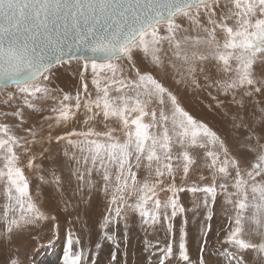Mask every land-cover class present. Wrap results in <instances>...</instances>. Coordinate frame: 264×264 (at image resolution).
<instances>
[{
  "label": "snow or ice",
  "instance_id": "6c2138e0",
  "mask_svg": "<svg viewBox=\"0 0 264 264\" xmlns=\"http://www.w3.org/2000/svg\"><path fill=\"white\" fill-rule=\"evenodd\" d=\"M73 61L81 86L69 95L54 82L56 70ZM258 61L264 64V0H0V104L14 109L0 111V120L18 121L0 122V197L5 201L0 220L8 238L55 219L37 206L20 166L22 151L28 154L29 169L42 168L35 161L38 156L47 159L48 149L34 128L23 127L24 111L17 103L22 100L23 106L40 112L34 102L54 100L57 125L83 110L86 130L49 134L47 141L66 140L74 150L71 156L65 150L64 156L81 187L91 188L93 174L100 176L109 197L104 229L126 220L130 212L145 227L162 225L169 243L159 249L158 264H165L173 256V221L185 212L179 203L185 187L176 184V176L182 173L183 180L189 175L197 166L192 150L200 149L211 183L187 190L204 194L203 207L211 220L210 203H215L219 187L234 212L226 239L233 257L254 250L264 264V128L256 134L244 116L235 114L233 129H247L248 134L233 155L216 131L190 115L152 72L138 66L146 63L164 71L167 63L177 85L215 88L243 108L245 97L264 95V78L253 71ZM210 65L218 76L211 74ZM11 88L16 92L6 91ZM209 95L218 109L224 107V100ZM259 119L264 121V109ZM98 124L104 130H97ZM14 129L28 135L18 136ZM34 144H40L39 152ZM141 169L146 173L142 180L137 175ZM53 177L58 183L55 172ZM229 181L234 191H229ZM160 191L171 195L162 201ZM186 224L185 219L179 257L190 264ZM104 236L114 239V233ZM253 237L261 242L253 243ZM74 243L79 239L69 233L63 264H87L88 250L73 251ZM9 264L18 261L10 258Z\"/></svg>",
  "mask_w": 264,
  "mask_h": 264
},
{
  "label": "rangeland",
  "instance_id": "374dc122",
  "mask_svg": "<svg viewBox=\"0 0 264 264\" xmlns=\"http://www.w3.org/2000/svg\"><path fill=\"white\" fill-rule=\"evenodd\" d=\"M139 67L141 71H150L153 73V75H157L156 78L160 79L162 83L168 78V74L166 71L160 72V70H158L159 74H154V70L152 69H142L141 65ZM151 68H154V66H152ZM90 79L91 78L89 74L88 83L89 87H92ZM178 87L180 88L178 91L181 93L185 89L184 86ZM194 89L195 88H192L190 90ZM207 89H209V92L215 91V88ZM6 91H10L13 93L16 92L14 88L7 89ZM258 96L259 94L252 97V99H254L253 101L250 100L251 97H245L243 103L253 102V107H256L260 110L264 109V99L263 101H259L257 99ZM226 99L230 102L229 104L231 106V109H228V103ZM239 99L240 96L238 95L237 100ZM222 100L225 101L224 107L222 109L207 114L212 119H209V123H211V125L208 126L216 131L221 136V138L225 140L226 147L229 148L230 152L233 155H237L241 150V142L246 136L245 129L235 130L232 127V117L236 114V107H238L239 104L237 106V103H233L231 96L222 98ZM17 103L23 107L24 118L26 120V123L23 125L25 129L31 128V120H36L37 126L32 128L37 131V140L43 141L44 148H48L51 144L57 143L54 139L51 143L47 141V137L49 136V134L55 136H65L68 132H79V130L77 129V125H85L83 123V110L77 113V115L74 117L76 119V130L71 129L73 118L70 119L67 123L61 122L59 125H57L56 117L58 116V113L51 111V108L56 106L57 104V101L54 100L34 102L41 107L42 110L40 112H34L28 109L26 106H23L22 100H18ZM13 110L14 109L6 108L2 104H0V111ZM192 116L194 117V115ZM45 117H51V119H44ZM0 122L9 123L10 125H15L18 123L15 118L0 120ZM49 124H51L52 127H49ZM254 128L256 130V134H258V132L261 131V129L264 127L262 125H259L254 126ZM15 131L18 136L23 137L28 135V133H26L25 131ZM240 135H242L241 139ZM72 139H77V137H72ZM63 141L66 142V140ZM32 148L36 152H39L41 150L40 144H34L32 145ZM192 152L193 155L197 158V166H194L193 170H190L189 175L186 178H183V180L182 173H177L176 176V184L178 186L183 185L185 187V191L179 193V203L185 208V212L182 214H178L173 221L175 228L173 236V256L167 259L165 261V264H189V262L183 261L179 257L178 246L180 228L182 222L185 219L187 220V224L185 225L186 251L189 256L190 264H239V262H242V264H259L260 256L254 250H241L237 257H233L232 252L234 251V249H231V246L226 243L227 234L230 230V227H234V224L230 219V217L234 215V212L232 206L226 203V194L223 193L219 189V187L217 188V199L215 203H210V207L212 209V212H217L218 216L216 217V219L208 220L207 210L203 207L204 194L191 193L187 190L194 184L203 187L211 183V175L209 170L202 167L203 150L194 149L192 150ZM20 157V166H27L28 154H24L21 151ZM37 159H39V156ZM38 161L43 164L46 159H40ZM29 170L31 171V169ZM144 174L146 173L143 169H141L137 174L138 179L142 180ZM201 175H203L205 179L202 180ZM221 182L222 181L218 178L217 184ZM166 187L167 181L165 182V188ZM229 191H234V189L231 188V181H229ZM170 195L171 193H169L168 191L158 192V198L162 201L167 199ZM188 197L199 198L202 203V209L200 211L204 212L202 218L189 217L187 212L193 209V205L188 202ZM83 209L84 206L82 204V207L79 209L78 213L81 214V212H83ZM130 222L131 214L128 213L126 220H121L116 223L122 233V240L118 241L117 243L114 242L112 247L110 246L105 249H100L95 246L96 241L90 236L91 227H86L85 230L78 232L79 236L77 239H79V244H76L75 250L82 249V246L84 245L83 249L88 250L87 264H90V262L94 264H118L121 261L123 262V264H158L160 256L159 249H162L169 243L165 228L162 225H157L155 229H153L152 227H147L146 230L143 231L144 225H142L140 227L142 232L133 236V240H128V242L123 241V237L126 239L132 237ZM209 227L210 230H208ZM164 231L165 233L162 234ZM205 232L207 233L206 235ZM66 241V236H49L40 238L39 235H34L27 238L24 242H20V247L13 248L12 246H7V249L3 253H0V264H9L10 258L11 260L18 261V264H63ZM205 241L207 242L205 243ZM252 242L260 243L261 241L258 237H253ZM113 255H115L116 257L115 260H113Z\"/></svg>",
  "mask_w": 264,
  "mask_h": 264
},
{
  "label": "bare ground",
  "instance_id": "6f19581e",
  "mask_svg": "<svg viewBox=\"0 0 264 264\" xmlns=\"http://www.w3.org/2000/svg\"><path fill=\"white\" fill-rule=\"evenodd\" d=\"M140 65L142 69H152L154 70V74H159L158 69H156L155 67L151 68L153 66L151 64L139 63V66ZM209 67L211 74L214 77L218 76L215 68L211 67V65ZM56 71L57 78L54 82L55 86L59 89H62L63 93L75 95L77 89H79L81 86L80 80L78 79L79 77L77 75V62L73 61L70 65L59 67ZM164 71L167 72L168 78L166 81H163V84L171 91H173L175 95H177L181 106L190 114L192 113L191 115H194L196 119L202 120L210 126L211 123H209V119H212L207 114L213 111L220 110L222 108L218 109L216 107V101H214L209 95V89L195 88L194 90H190L192 89V87H187L183 84L177 85L172 79V70L167 67V63L165 64ZM253 71L256 78H264V64H261L258 61L256 64H254ZM200 80L203 84L204 81L202 76L200 77ZM178 86L185 87L182 93L178 91L180 89ZM211 94L212 96H218V98L221 100L222 98H226L223 95H219L216 89L215 91H212ZM257 99L259 101H263L264 95H259ZM250 100L253 101L254 99H252L251 97ZM227 103L228 109H231V106L229 104L230 102L228 100ZM260 111V109L253 107V102H244L243 108H241L240 106L236 107V114L239 113L240 115H243L248 123L253 127L259 125H262L264 127V121H261L259 119V117L261 116ZM36 126V120H31V128ZM86 128V125H77V129L79 131L86 130ZM71 129L76 130L75 118H73L72 120ZM97 130H104V125L98 124ZM260 132L261 131H259L258 134H260ZM247 134L248 130L245 129V135ZM241 136L242 135H240V139ZM47 149L48 152L45 153V156L48 158L46 159V161L41 164L38 161L41 159L39 158L36 160L37 162H35V164L37 165H42V168L38 169L36 167H33L30 171L27 166L21 165V167L23 168L25 176L29 181L30 194L32 195L37 206L46 215H48L49 217H55V219L44 220L34 226H29L25 230L11 235L10 238H8L6 233V225L4 224L3 220H0V235L5 236V239H0V253H3L7 249V246H12L13 248L20 247V242H24L27 238L34 235H39L40 238L49 236L68 237L69 233H73V239L75 240L79 236L78 232L85 230V228L88 226L91 227L90 236L96 241V244L99 243L101 245L99 247L100 249H105L110 246L112 247L114 242L117 243L118 241H121L122 233L117 224H110L107 229H104L102 227L104 217L108 214L107 208L109 197L106 196L102 190L103 181L101 180L100 176L96 175L95 173L93 174V186L91 188H89L87 184L81 187L76 178L71 175L72 166L64 156L65 150L69 152L70 156L72 155L74 150L70 146H68L65 141L53 143ZM53 161H55L56 163L54 164ZM53 172H55L56 177H59L58 183L54 182ZM145 175L146 174H144V176ZM41 177H43V179H41ZM187 200L193 205V209L187 212L189 217L202 218L204 212L200 211L202 209V203L199 198L188 197ZM4 203V199L0 197V215H2L3 213L2 206ZM82 204L84 206V209L83 212L79 214L78 211L82 207ZM197 204L200 205L199 208H196ZM130 214V230L132 231V237H129L128 239L123 237V241L127 242L128 240H133V236L142 232L140 229V227L142 226L140 217L135 213L130 212ZM217 216V212H212V219H216ZM146 228L147 227L144 226L143 231H145ZM105 232L114 233V239L112 241L107 240L104 236ZM164 233L165 231L162 234ZM75 248L76 244L74 243L73 251H76ZM83 248L84 245L82 246V249ZM90 264L94 263L90 262ZM118 264H123V262L121 261Z\"/></svg>",
  "mask_w": 264,
  "mask_h": 264
}]
</instances>
